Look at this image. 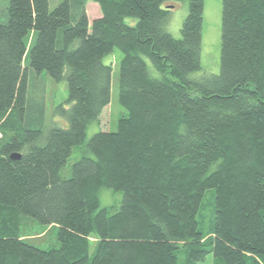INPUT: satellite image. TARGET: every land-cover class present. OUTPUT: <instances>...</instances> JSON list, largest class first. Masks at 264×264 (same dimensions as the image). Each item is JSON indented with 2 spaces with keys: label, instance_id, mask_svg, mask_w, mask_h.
Segmentation results:
<instances>
[{
  "label": "trees",
  "instance_id": "16d2710c",
  "mask_svg": "<svg viewBox=\"0 0 264 264\" xmlns=\"http://www.w3.org/2000/svg\"><path fill=\"white\" fill-rule=\"evenodd\" d=\"M89 1L8 0L0 20V264H264V0H223L220 71L199 77L204 0L180 37L166 28L179 0H91V23ZM115 48L127 113L87 140ZM42 72L67 81L66 126L30 91ZM102 187L119 205L100 206ZM28 221L56 226L59 247L24 238Z\"/></svg>",
  "mask_w": 264,
  "mask_h": 264
},
{
  "label": "rangeland",
  "instance_id": "374dc122",
  "mask_svg": "<svg viewBox=\"0 0 264 264\" xmlns=\"http://www.w3.org/2000/svg\"><path fill=\"white\" fill-rule=\"evenodd\" d=\"M62 0H49L50 9H53ZM8 0H0V20H6ZM168 5L173 6L172 13L167 23V30L175 37L181 36V27L185 17L188 14V0H179L171 2ZM87 14L90 23L95 17L101 15V9L97 2L89 1L86 6ZM222 10L223 0H204V23H203V40L201 50V69L192 73V76L199 77L203 74L219 73L220 57H221V42H222ZM126 22L134 25L137 22L136 17H126ZM123 57V51L119 48L106 55L104 62L112 66V86L110 102L104 107L99 119L93 120L87 128V137L91 136L100 130H116L119 117L127 113V109L119 102L118 98V77L120 62ZM151 75L161 77V74L155 69L153 64L147 59ZM36 74V73H35ZM37 75V74H36ZM37 80L33 81L30 86V91L33 92V97L36 102L42 97L46 103V124H51L52 121L59 122L60 126H66L67 120L61 116L56 117L54 110L60 103L69 106L68 86L65 79L55 80L49 74L40 73L37 75ZM83 151L76 146L68 159L66 166L62 171L64 177H69L73 164L81 158ZM211 196V190H208L206 198ZM122 199V191H117L112 188L102 187L100 189V206L109 207L113 204L120 203ZM58 228L53 225L38 226L33 221H28L22 227V236L30 239L35 245L42 248L59 247L60 241L57 237ZM213 254L208 253L205 258L198 261L196 264H213Z\"/></svg>",
  "mask_w": 264,
  "mask_h": 264
},
{
  "label": "water",
  "instance_id": "95a60500",
  "mask_svg": "<svg viewBox=\"0 0 264 264\" xmlns=\"http://www.w3.org/2000/svg\"><path fill=\"white\" fill-rule=\"evenodd\" d=\"M11 157L18 158V157H20V154L18 152H14L11 154Z\"/></svg>",
  "mask_w": 264,
  "mask_h": 264
}]
</instances>
